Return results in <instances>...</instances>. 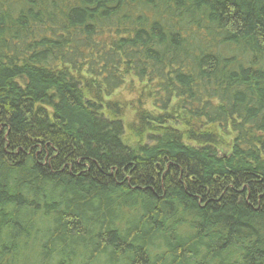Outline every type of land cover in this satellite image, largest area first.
<instances>
[{"label": "trees", "instance_id": "16d2710c", "mask_svg": "<svg viewBox=\"0 0 264 264\" xmlns=\"http://www.w3.org/2000/svg\"><path fill=\"white\" fill-rule=\"evenodd\" d=\"M0 264H264V0H0Z\"/></svg>", "mask_w": 264, "mask_h": 264}]
</instances>
